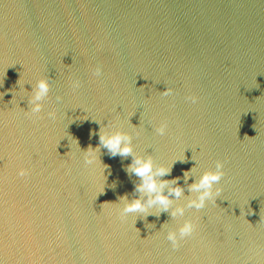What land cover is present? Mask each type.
I'll list each match as a JSON object with an SVG mask.
<instances>
[{
  "label": "water",
  "instance_id": "95a60500",
  "mask_svg": "<svg viewBox=\"0 0 264 264\" xmlns=\"http://www.w3.org/2000/svg\"><path fill=\"white\" fill-rule=\"evenodd\" d=\"M41 76L49 95L39 114L26 115ZM167 86L173 92L162 96ZM94 119L171 164L158 179L178 178L180 202L203 170L224 161L220 196L186 209L197 229L178 248L166 238L178 227L170 211L122 218L119 204L102 210L147 195L126 171L132 156H111ZM70 138L81 150L99 145L105 184L102 166L86 165L79 147L67 154ZM0 261L264 264V2L0 0Z\"/></svg>",
  "mask_w": 264,
  "mask_h": 264
},
{
  "label": "clouds",
  "instance_id": "9594fccd",
  "mask_svg": "<svg viewBox=\"0 0 264 264\" xmlns=\"http://www.w3.org/2000/svg\"><path fill=\"white\" fill-rule=\"evenodd\" d=\"M262 2H264V0H262ZM101 73L102 68L99 65L96 66L94 69V75L98 77L101 75ZM18 83L24 88L25 83L20 84V79ZM79 86L80 81L78 79L71 80V87L73 90L79 88ZM50 89L51 84L49 79L45 76H41L35 81L34 84H32V90L31 92H28L29 108L28 110H25L26 115L35 116L41 112L44 106L43 101L48 97ZM172 92L173 89L167 86L164 91L160 92V94L162 96H169L172 94ZM60 99L62 98L58 96L57 100L59 101ZM185 99L195 104L199 98L196 95H188ZM13 100L14 94L12 101ZM56 115L57 113L54 108L48 112V116L52 119H55ZM94 120L101 124L99 130L100 145L106 148L111 156H132V162L128 165L126 171L131 174H135L140 178L141 182L136 185V191L147 195L146 200L143 198L129 200L126 195L121 196L119 197L117 203H103L102 210H105L113 204H119L121 206L120 214L122 218L127 214H141L140 216L142 218H146L149 214H155L158 216L161 212L170 211L172 220H176L178 222V227L168 229L166 238L170 242L173 249L178 248L181 241L185 238L191 237L197 229L195 220L185 217L186 209H203L209 202L216 203V198L220 196L222 187L220 186L219 182L224 176V161L217 159L215 161L214 167H209L203 170L198 175V179H196L190 185V191L193 193V195L187 198L184 202H180L179 198L183 194V188L179 186L178 178L172 179L171 181L158 179L159 177H163L171 172V164H157L151 154H142L136 152L134 149L133 135L131 132L126 131L119 126L114 127L108 124L104 125L101 121L96 119ZM166 131V121H161L159 125L155 127V132L158 135L163 136L166 134ZM139 134V131H137L136 135ZM70 141L71 151L67 154L72 152L73 144H75L81 150L78 139L70 138ZM81 152L83 153V158L86 165L99 164L102 166L101 172L104 177L105 184V169H107L108 166L101 162V159L98 155L99 145L95 148L89 145L86 150H81ZM193 173H195V167L189 171H185V180H187L188 177ZM28 174L29 169L24 167L19 168L17 171V175L20 177H26ZM169 185H174V187H168V194H166L164 189ZM103 192L104 186L99 191V193ZM170 195H174L177 200L174 201L171 199ZM180 220H182V223L179 222ZM166 224L167 223L163 224L161 229H163ZM251 260L252 257H249V261ZM0 264H3V261H0Z\"/></svg>",
  "mask_w": 264,
  "mask_h": 264
}]
</instances>
